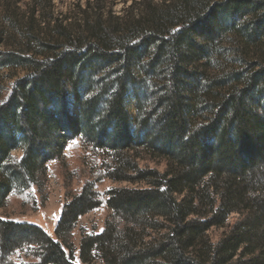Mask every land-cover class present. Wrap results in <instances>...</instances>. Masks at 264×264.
Returning <instances> with one entry per match:
<instances>
[{"label":"trees","instance_id":"obj_1","mask_svg":"<svg viewBox=\"0 0 264 264\" xmlns=\"http://www.w3.org/2000/svg\"><path fill=\"white\" fill-rule=\"evenodd\" d=\"M20 1L0 0V71L24 72L0 82V210L43 192L73 141L94 170L55 239L0 218V264H76L77 222L105 203L103 232L81 237L83 264H264V0H143L124 15L89 3L75 19L46 18L53 0ZM101 179L132 187L104 203Z\"/></svg>","mask_w":264,"mask_h":264},{"label":"rangeland","instance_id":"obj_2","mask_svg":"<svg viewBox=\"0 0 264 264\" xmlns=\"http://www.w3.org/2000/svg\"><path fill=\"white\" fill-rule=\"evenodd\" d=\"M30 1L21 0L19 5L25 11L31 3ZM165 1L167 0H152L155 4H161ZM142 2L143 0H53L54 5L52 9L45 6L43 11L44 16L48 19H61L64 17L75 19L80 16L79 7L86 8L91 3V7L97 10L101 9L104 12L112 11L116 15H124L130 10L131 6L135 10L140 9ZM1 8L2 2L0 10ZM24 16V13H18L20 22H24ZM23 75L24 72L19 69L2 70L0 71V82L7 85L12 79ZM69 102L70 113L78 115V105L72 100ZM124 104L135 130L136 101L130 92L125 96ZM13 154L21 157L20 151H16ZM92 157L90 149L86 148L81 141L69 143L64 152L63 160L49 164L48 182L44 191L39 192L36 188H32L21 195L10 196L6 207L0 210V218L36 225L55 239V229L60 220L64 205L69 202L72 195L81 191L85 183L89 181L90 173L94 170L89 165L92 162ZM140 165L141 167L158 168L160 171L164 169V164L158 161H142ZM97 168L98 171L95 170L96 175L101 171L100 166ZM121 187L132 186L125 183H113L108 179H101L97 183L96 189L103 196L105 203L104 194L112 188ZM108 216L109 210L105 203L100 209L79 218L73 233L76 264H83L80 260V241L82 235L102 233ZM234 219L235 216H232L229 223L234 221ZM225 230L226 228L212 229L210 236L216 241ZM92 264H102V262L97 259Z\"/></svg>","mask_w":264,"mask_h":264}]
</instances>
